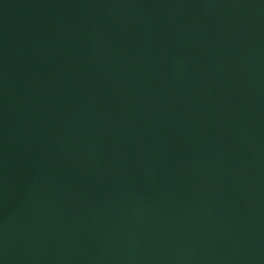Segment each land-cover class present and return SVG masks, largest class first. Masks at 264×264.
<instances>
[{"label": "water", "instance_id": "obj_1", "mask_svg": "<svg viewBox=\"0 0 264 264\" xmlns=\"http://www.w3.org/2000/svg\"><path fill=\"white\" fill-rule=\"evenodd\" d=\"M0 264H264V0H0Z\"/></svg>", "mask_w": 264, "mask_h": 264}]
</instances>
